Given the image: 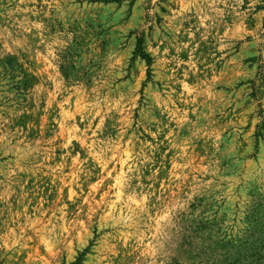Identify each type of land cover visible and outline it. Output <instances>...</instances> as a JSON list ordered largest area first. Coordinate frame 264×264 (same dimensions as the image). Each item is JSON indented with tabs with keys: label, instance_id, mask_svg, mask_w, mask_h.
Instances as JSON below:
<instances>
[{
	"label": "rangeland",
	"instance_id": "rangeland-1",
	"mask_svg": "<svg viewBox=\"0 0 264 264\" xmlns=\"http://www.w3.org/2000/svg\"><path fill=\"white\" fill-rule=\"evenodd\" d=\"M0 264H264V0H0Z\"/></svg>",
	"mask_w": 264,
	"mask_h": 264
},
{
	"label": "trees",
	"instance_id": "trees-1",
	"mask_svg": "<svg viewBox=\"0 0 264 264\" xmlns=\"http://www.w3.org/2000/svg\"><path fill=\"white\" fill-rule=\"evenodd\" d=\"M147 55V54H146ZM148 63H150V58L148 57Z\"/></svg>",
	"mask_w": 264,
	"mask_h": 264
}]
</instances>
